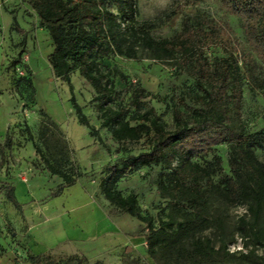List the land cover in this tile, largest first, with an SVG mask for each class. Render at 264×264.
<instances>
[{
	"label": "trees",
	"instance_id": "1",
	"mask_svg": "<svg viewBox=\"0 0 264 264\" xmlns=\"http://www.w3.org/2000/svg\"><path fill=\"white\" fill-rule=\"evenodd\" d=\"M199 1H216L225 12L241 20L246 42L264 67V0ZM22 2L36 11L40 26L50 36L53 52L49 64L54 75L69 86L70 101L80 124L105 146L99 130L91 125L77 101L72 84L75 73L93 88L97 117L121 151L142 140L147 142L146 150L128 154L104 168L100 192L116 212L145 224L150 254L162 253L185 259L189 264L229 256V244L236 241L235 232L229 230L228 218L221 208L215 207L217 204L225 210L245 206L247 214L239 219L237 228L240 237L247 247L264 246V163L255 152L256 148L264 149V130L252 134L243 125L242 63L250 62L240 54L230 25L185 15L180 31L171 37L157 38L152 31L179 14L176 4L155 19L139 20L136 0ZM111 4L117 7V12L110 9ZM216 46L224 55H209V50ZM140 53L155 61L176 63L179 72L185 68L192 70L195 87L185 88L169 104L172 129L155 108L141 111L143 100L151 94L140 84H130L133 92L128 104L117 103L122 92L117 89L115 79L120 77L124 82L127 79L117 68H105L102 62L111 56L136 60ZM247 65L249 83L264 94L263 75ZM251 65L256 64L252 61ZM26 130L31 135L30 128ZM228 143L231 147L226 172L216 148ZM36 151L47 170L62 179L55 195L82 177L75 166L66 171L52 164L38 147ZM208 156H212L210 162L202 161ZM145 167L161 170L157 186L169 212L158 226L153 216L143 213L136 192L125 195L119 188L127 174ZM9 198L19 206L15 194ZM211 228L213 231L205 234ZM30 259L44 263L38 256Z\"/></svg>",
	"mask_w": 264,
	"mask_h": 264
},
{
	"label": "rangeland",
	"instance_id": "2",
	"mask_svg": "<svg viewBox=\"0 0 264 264\" xmlns=\"http://www.w3.org/2000/svg\"><path fill=\"white\" fill-rule=\"evenodd\" d=\"M136 1L139 20L155 19L175 4L179 8L176 17L152 31L157 38L171 37L180 31L185 15L230 25L240 54L250 62L242 63L243 125L252 134L263 131L264 94L253 89L245 66L263 77L264 67L246 42L241 20L225 12L216 1ZM110 9L117 12L113 4ZM52 52V41L40 26L36 11L22 0H0V264H38L31 256L44 259L43 264H189L185 259L162 253L151 255L145 224L116 212L104 199L100 192L104 168L128 154L137 155L148 144L142 140L121 151L101 126L94 110L93 88L75 73L72 84L77 101L91 125L99 130L106 147L99 144L89 129L80 124L70 101L69 86L54 75L48 61ZM209 55L222 56L224 52L216 46L209 50ZM175 64L155 61L146 53H140L136 60L111 56L102 62L105 68H117L127 79H115L122 92L117 103L128 104L133 92L130 84H140L151 94L143 100L141 111L155 108L170 129L174 122L169 104L185 88L195 87L192 70L185 68L179 72ZM36 147L52 164L66 171L75 166L82 173L76 185L55 195L62 179L47 170ZM230 147L228 143L216 148L226 172ZM255 152L264 163V149L256 148ZM211 160L212 156H208L202 161ZM160 171L159 167L140 168L127 174L119 184L125 195L137 193L143 213L153 216L156 226L161 219H167L169 212L157 186ZM11 194L16 195L19 206L9 198ZM215 207L225 212L236 241L229 244V256L203 264H264V246L247 247L237 229L239 219L247 214L246 207ZM212 231L211 228L205 234Z\"/></svg>",
	"mask_w": 264,
	"mask_h": 264
},
{
	"label": "crops",
	"instance_id": "3",
	"mask_svg": "<svg viewBox=\"0 0 264 264\" xmlns=\"http://www.w3.org/2000/svg\"><path fill=\"white\" fill-rule=\"evenodd\" d=\"M62 182H60V181H58V184L60 185ZM76 185V184H75ZM75 185H73V186H75ZM72 187V186H71ZM85 194V193H84ZM86 195V194H85ZM104 218H105V216H104Z\"/></svg>",
	"mask_w": 264,
	"mask_h": 264
}]
</instances>
